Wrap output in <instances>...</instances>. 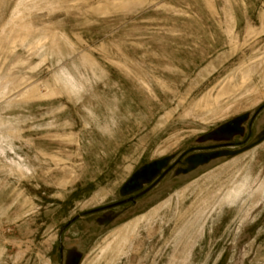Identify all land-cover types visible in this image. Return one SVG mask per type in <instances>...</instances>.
<instances>
[{
  "label": "rangeland",
  "instance_id": "374dc122",
  "mask_svg": "<svg viewBox=\"0 0 264 264\" xmlns=\"http://www.w3.org/2000/svg\"><path fill=\"white\" fill-rule=\"evenodd\" d=\"M0 264H264V0H0Z\"/></svg>",
  "mask_w": 264,
  "mask_h": 264
}]
</instances>
